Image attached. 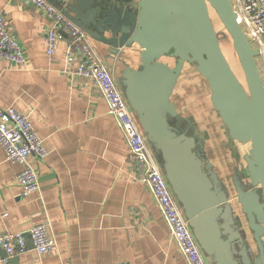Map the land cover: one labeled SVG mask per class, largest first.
<instances>
[{"label":"crops","instance_id":"obj_1","mask_svg":"<svg viewBox=\"0 0 264 264\" xmlns=\"http://www.w3.org/2000/svg\"><path fill=\"white\" fill-rule=\"evenodd\" d=\"M62 1L64 6L75 3ZM109 2L129 11L138 8V0ZM0 13L27 58L19 67L0 58V109L12 106L25 113L47 149L43 159L29 156L39 190L22 196L16 181L20 166L6 160L0 146V234L48 222L55 239L53 248L44 254H36L28 245L26 252L6 262L0 257V264H115L119 260L128 264H187L157 204L136 179L138 170L124 136L97 88L83 76L64 72L68 40H56L50 58L45 51L46 20L36 7L22 0H0ZM89 39L97 58L108 66L123 92L122 72L139 65L140 47L132 43L113 55L107 43ZM188 63L183 64L169 99L183 118L179 126L201 140L203 155L226 187L228 202L245 230L244 241L256 254L257 244L240 211L234 185L235 176L243 184L248 182L247 171L241 174V164L249 143L229 135L210 104V90L200 74V80H192L201 81V90L209 92L203 101L193 95L191 80L183 74ZM258 68L264 72L263 67Z\"/></svg>","mask_w":264,"mask_h":264},{"label":"water","instance_id":"obj_2","mask_svg":"<svg viewBox=\"0 0 264 264\" xmlns=\"http://www.w3.org/2000/svg\"><path fill=\"white\" fill-rule=\"evenodd\" d=\"M48 1L90 37L107 43L109 54L132 43L140 47L139 65L122 72L123 93L205 257L213 264H264V84L258 49L237 23L231 0H138V8L130 11L109 0H75L66 6L62 0ZM209 7L231 37L246 87L220 47ZM162 56L176 58L175 63L163 62ZM185 62H195L205 78L210 102L229 135L249 143L241 164L248 182L235 176L234 185L256 254L244 241L245 230L234 223L228 191L203 155L201 140L176 125L177 110L169 98ZM0 257H5L1 249Z\"/></svg>","mask_w":264,"mask_h":264},{"label":"built area","instance_id":"obj_3","mask_svg":"<svg viewBox=\"0 0 264 264\" xmlns=\"http://www.w3.org/2000/svg\"><path fill=\"white\" fill-rule=\"evenodd\" d=\"M36 7L45 17V51L52 58L55 42L66 38L65 70L70 75L83 76L93 82L104 99L108 112L120 128L129 155L136 165V179L142 183L164 219L170 236L176 242L187 264H207L184 212L141 130L134 111L129 106L121 88L112 76L108 66L97 58L90 43L89 35L61 9L48 0H22ZM237 23L249 42L258 49L256 61L264 68V0H235L232 5ZM0 58L14 66L27 63L24 49L11 33L8 21L0 13ZM261 73V72H260ZM0 146L5 159L20 166L16 181L20 194L26 196L38 192L39 183L36 170L29 164V156L43 159L47 155L43 139L36 133L29 117L12 106L0 109ZM28 240L36 254L50 251L55 239L51 235L48 222L34 224L26 231H8L0 234V249L7 259L27 251ZM115 264H128L119 260Z\"/></svg>","mask_w":264,"mask_h":264},{"label":"rangeland","instance_id":"obj_4","mask_svg":"<svg viewBox=\"0 0 264 264\" xmlns=\"http://www.w3.org/2000/svg\"><path fill=\"white\" fill-rule=\"evenodd\" d=\"M235 2V0H231V4L233 5ZM209 15L211 18V21L213 23L214 29L217 33L218 39H219V43L221 46V49L223 50V53L225 54V57L227 58L229 64L231 65L234 73L236 74V76L239 78V80L241 81V83L243 84V86L246 87V83L244 80V75L241 69V66L239 64L237 55L232 47V40L230 35L228 34V32L226 31V29L224 28L223 24L221 23L220 19L218 18L215 10L211 7H209ZM250 45L252 47H254V43L253 42H249ZM161 60L169 65H173L175 63L176 58L174 57H170V56H163L161 57ZM189 65H185L186 69H184L183 74H185L186 78H189L191 80L192 83V87L191 84H189L190 86V91H192L194 96H197L199 98V100L203 101V97L207 98L208 95V90H204V92L201 90V88H203L201 81L200 83L198 81H194L192 80V78H196L197 80H200L201 77L197 78V76H200L199 73L197 72L196 68H195V63L194 62H190L188 63ZM262 68V66L260 67V69ZM263 69V68H262ZM262 75H264L263 70H261ZM188 87V88H189ZM193 88H196L197 91H195ZM207 100V99H206ZM173 118V117H170ZM178 118V117H177Z\"/></svg>","mask_w":264,"mask_h":264},{"label":"flooded vegetation","instance_id":"obj_5","mask_svg":"<svg viewBox=\"0 0 264 264\" xmlns=\"http://www.w3.org/2000/svg\"><path fill=\"white\" fill-rule=\"evenodd\" d=\"M177 120H176V124H177V126H179V124H180V117L178 116V113H177ZM171 120H172V118H170ZM182 124V123H181ZM190 131V130H189ZM243 216H244V214H243ZM245 217V216H244ZM234 223L235 224H239V217L238 216H236V215H234ZM241 233V232H240Z\"/></svg>","mask_w":264,"mask_h":264},{"label":"trees","instance_id":"obj_6","mask_svg":"<svg viewBox=\"0 0 264 264\" xmlns=\"http://www.w3.org/2000/svg\"><path fill=\"white\" fill-rule=\"evenodd\" d=\"M212 8V7H211ZM163 57V56H162ZM195 63V62H194ZM231 66V65H230ZM232 68V67H231ZM198 72V71H197ZM199 73V72H198ZM200 74V73H199ZM201 75V74H200ZM202 76V75H201ZM203 77V76H202ZM204 78V77H203ZM205 79V78H204ZM210 104H211V102H210ZM220 118V117H219Z\"/></svg>","mask_w":264,"mask_h":264},{"label":"bare ground","instance_id":"obj_7","mask_svg":"<svg viewBox=\"0 0 264 264\" xmlns=\"http://www.w3.org/2000/svg\"><path fill=\"white\" fill-rule=\"evenodd\" d=\"M221 47V46H220ZM223 51V50H222ZM225 55V54H224Z\"/></svg>","mask_w":264,"mask_h":264}]
</instances>
